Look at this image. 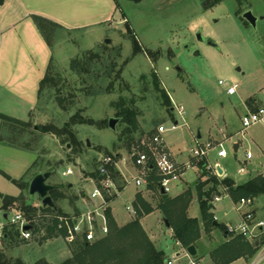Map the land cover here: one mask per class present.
<instances>
[{
  "label": "rangeland",
  "instance_id": "obj_1",
  "mask_svg": "<svg viewBox=\"0 0 264 264\" xmlns=\"http://www.w3.org/2000/svg\"><path fill=\"white\" fill-rule=\"evenodd\" d=\"M117 2L116 19L106 31L84 34L55 30L50 35V42L55 46V59L48 70L50 81L30 113L31 129L15 145L30 143L31 151L17 150L25 151L19 155L28 160L37 161L27 171V181L31 182L36 174L56 170L49 184L60 187V193L65 197L55 202L61 216L82 212L86 203H92L87 197L94 186L100 184L94 175L100 169L101 159L111 156L114 171L110 176L117 190L112 191L116 197L110 202V209L117 227L139 218L137 209V215H132L126 208L134 207L140 196L150 207L149 213L141 207L140 217L150 240L157 249L165 252L168 261L190 264L187 249L174 241L172 230L164 225V217L158 209L162 201L161 188H148V177L153 172L134 167V160L138 153L146 152L152 156V137L158 127L164 126L167 150H171L178 163L190 162L191 150L199 145L197 143L206 144L211 140L218 144L226 136L228 157L218 159L216 155H210L213 165L219 163L225 169L226 177L236 184L264 172V127L256 125L241 133L243 116L264 105V19L259 20L254 29L242 15L250 10L255 16L264 18V0ZM199 33L206 40H213L218 48L201 43L197 37ZM105 40H111V44L105 45ZM194 51H199L202 57H196ZM76 58H81L83 64L88 63L86 71H71L70 64ZM90 58L93 63L88 62ZM178 67L184 75L178 72ZM235 85L236 93L229 95L228 89ZM11 93L8 89H0V114L27 120L29 107ZM251 99L254 100L252 106L248 103ZM123 101L132 109L134 121L132 124L119 122L113 132L108 120L119 118L116 107ZM181 108L183 112L179 113ZM75 118L89 123L72 125ZM38 126L68 128L75 134L78 144L67 143L65 135L31 134ZM11 133L8 128L3 135ZM86 139L90 140L91 149L87 147ZM236 144L241 148L235 153ZM247 151L253 154L249 162L245 161ZM0 165L11 173L18 169L16 161L11 162L1 155ZM241 167L247 172L240 174ZM68 169L72 170L71 175H65ZM144 175L146 183L136 187L133 179ZM201 178L198 167H189L182 181L172 182L166 193L169 198H176L190 190L192 199L187 214L199 220L201 212L196 185L206 181ZM70 184L73 188L68 190ZM212 186L207 184L204 190ZM217 191L213 201L217 196L222 199L210 210L213 220L217 218L216 222L224 225L236 221L233 206L236 202L224 196L222 186H218ZM20 196L21 201L14 205L17 210L24 204L41 206V199L30 196L29 190L22 191ZM255 199L256 207L264 208V195ZM2 214L0 211V216ZM37 217L32 220L36 225L53 220L51 214L40 211ZM44 237V232L34 234L29 241L19 236L14 244L3 242L0 251L8 260H21L24 264L40 261L63 264L72 258L73 243L61 236L47 240H43ZM227 241L223 230L206 228L201 223V239L195 246L197 256L192 259L196 264H214L211 252ZM251 244L257 254L258 245ZM236 264L246 263L239 261Z\"/></svg>",
  "mask_w": 264,
  "mask_h": 264
},
{
  "label": "trees",
  "instance_id": "obj_2",
  "mask_svg": "<svg viewBox=\"0 0 264 264\" xmlns=\"http://www.w3.org/2000/svg\"><path fill=\"white\" fill-rule=\"evenodd\" d=\"M5 1L6 0H0V6L3 5ZM131 1L138 2L140 0ZM33 20L41 30L46 41L50 43V35L55 30H58L59 26L37 16L33 17ZM88 62L93 63V59H88ZM87 65L88 63L83 64L81 58H76L72 60L70 68L71 71L75 73H82L86 71L85 68ZM48 81H50V78L49 73L47 72L45 78L40 83L39 95ZM58 98L59 100H62L61 96ZM253 101L254 100L251 99L248 102L249 105L252 106ZM116 108L118 110L117 116H119L123 122H128L129 124L133 123L134 120L132 118L134 113L130 106L127 105V102L123 101L118 103ZM86 123H89V121H85L82 118H79V121H77L75 118L73 119L72 125ZM8 128L11 132H13L14 136L12 133V135L9 136L8 134L7 136L3 135L4 131L8 130ZM30 129V121H22L4 114H0L1 144L9 147H15L16 149H25L27 151H31L32 148L30 143L24 144L23 142L22 146L15 145V143H18L17 141H21L20 137L24 136V134H26V132H28ZM35 133H50L56 136L65 135L67 136V143H77L75 134L68 130V128L60 130L55 126H38L34 127L33 131L31 132V134ZM7 138L11 140H8ZM13 141L15 142L13 143ZM36 162L33 164V166L36 164ZM192 164L199 168L201 177L206 178V181L200 182L196 185L201 219L199 220L196 218H191L187 214L192 199V192L190 190L176 198H169L167 194L160 193L162 201L158 207L163 217L166 218L170 223V229L173 232L174 241H176L184 249H188L190 246H196V244L201 239V223L204 224L206 228H219L224 232L226 231V226L224 224H219L218 227L214 226L215 221L213 220L212 214H210L211 205L213 202V194L218 193V186H222L226 190V193L229 195L230 199L236 203H238L242 198H257L264 195V172L252 177L246 182L236 184L231 178L225 177L223 179H219L216 176H212L207 170L206 160H200L196 162L194 159H192ZM52 170L56 171L54 168ZM109 170L112 174L114 171V166H110ZM0 173L14 185H16L20 190H29L30 182L26 180V175L25 177L16 180L12 179L9 175L1 171ZM94 176L98 181L101 180L99 171H97ZM160 182L161 178L155 172H153L148 177V188L150 190L156 189L158 187L160 188ZM207 184H211L213 186L209 190L205 191L204 186ZM70 189L72 188L69 187L68 190ZM50 194L54 202H56L59 198H65L64 195L60 193V187L52 191ZM115 197L116 195H113L112 197L106 196V201L110 203L114 201ZM2 199L3 206L1 211H3V213H8L12 210L22 211L31 220H36L38 218V211L44 214L49 213L52 216H61V210L59 208L58 211L55 212L50 208H43L42 205L39 208H36L31 205L24 204L22 209L17 210L14 205L18 201H21V196L17 198L2 196ZM141 207L146 209L148 211L147 213L150 212V207H148V204H146V202L142 200L140 196H138L134 204V209H137L139 218L121 228L117 227L110 207L107 208L106 215L108 219L109 233L105 237L93 243H89L80 239L73 242L72 245L75 247L72 252L73 256L71 259L66 260L63 264H168V259L165 252L156 248L154 243L150 240L147 233L143 229V226L140 222V217H142ZM33 229L34 234L40 235L43 232L45 233L43 240H47L55 236H61L64 238L67 237V231L65 229H59L58 221L54 219L48 223L44 222L41 224L39 222L37 225L34 224ZM6 232L7 237L4 242L14 244L19 238V231L14 226H10L7 228ZM227 240L228 241L224 245L211 252L210 258L213 260L214 264H232L239 259L250 260L254 258L256 249L245 238L241 236H228ZM0 264L24 263L21 260L12 262L6 258L3 252L0 251ZM36 264L49 263L47 261H40Z\"/></svg>",
  "mask_w": 264,
  "mask_h": 264
},
{
  "label": "crops",
  "instance_id": "obj_3",
  "mask_svg": "<svg viewBox=\"0 0 264 264\" xmlns=\"http://www.w3.org/2000/svg\"><path fill=\"white\" fill-rule=\"evenodd\" d=\"M118 11L117 0H6L0 6V89L10 90L11 95L30 110L27 120H18L29 121L30 113L38 103L40 83L55 59V46L46 41L33 17H41L59 26L61 31L86 34L109 29ZM238 145L239 151L241 145ZM22 152L25 151L0 143V155L11 162L16 161L18 166L15 173L1 165L0 171L16 180L25 177L35 161L19 155ZM21 194L22 190L0 173V211L2 196L17 198ZM225 238H228L226 234ZM251 260L239 259L233 264L239 261L248 264Z\"/></svg>",
  "mask_w": 264,
  "mask_h": 264
},
{
  "label": "built area",
  "instance_id": "obj_4",
  "mask_svg": "<svg viewBox=\"0 0 264 264\" xmlns=\"http://www.w3.org/2000/svg\"><path fill=\"white\" fill-rule=\"evenodd\" d=\"M220 84H223L220 81ZM237 85L231 86L228 89L229 95L236 93ZM179 113L183 112V108L178 110ZM243 130L241 133L249 130L256 125H262L264 127V105L259 107L256 111H248L242 118ZM167 131L164 126L157 128L156 134L152 137V156L149 153H138L134 160V167L143 170L144 172H156L161 178L160 188L167 192L170 191L169 186L172 182L182 181L183 176L186 173V169L189 167H197L192 164V159L196 162L200 160L207 161V170L212 176L217 178L226 177L225 169L219 164H212L210 161V155L214 154L218 159H225L228 157V151L225 147V142L228 138L225 136V140L214 144L211 140L206 144L197 145L191 150L192 158L189 163H178L172 153L167 150L166 143L163 139V134ZM253 159V154L250 151L245 153V161L249 162ZM99 174L101 180L98 186H94L90 196L87 197L90 204L86 203V208L77 214L69 216H52V219L58 221V228L65 229L67 231V241L70 243L76 240H84L89 243H93L109 233L108 219L106 210L109 208V204L106 201V196L112 197L113 189L116 192L117 188L114 181L110 176L109 167L113 165V158L111 156H104L101 161ZM220 167L223 171L221 176L218 173L217 168ZM247 172L245 167H241L240 174ZM72 170L68 169L65 175H71ZM147 175V174H146ZM138 176L133 180L136 187H142L145 183V177ZM225 193L226 190L224 189ZM224 196L229 197L226 193ZM222 197L217 196L212 202L213 208L215 203H219ZM238 221L225 224L227 236H241L251 243L258 245V251L256 256L250 261L249 264H264V208L256 207L255 198H242L238 203L233 204ZM129 214L136 215V210L133 206L126 208ZM4 214H7V219L4 218ZM218 219L215 218V222ZM35 222L25 215L22 211L12 210L11 212H5L0 216V245L7 237V228L14 226L19 231L21 239L29 241L33 238ZM26 226L30 229L24 230ZM190 264H196L195 261L188 256ZM168 264H174L173 261H168Z\"/></svg>",
  "mask_w": 264,
  "mask_h": 264
},
{
  "label": "water",
  "instance_id": "obj_5",
  "mask_svg": "<svg viewBox=\"0 0 264 264\" xmlns=\"http://www.w3.org/2000/svg\"><path fill=\"white\" fill-rule=\"evenodd\" d=\"M200 2H205L206 0H198ZM242 19L247 22V24H249L250 26H252L254 29L257 28V24L259 22V20H262L264 19L263 17H257L253 14L252 11H246L245 13H243L242 15ZM198 40L200 42H206L208 46H211V47H214V48H218V45L213 41V40H206L205 38H203L201 36V34L199 33L198 34ZM104 44L105 45H109L111 44V40H105L104 41ZM186 48L188 49L189 46H186ZM194 55L196 57H202L201 53L199 51H195L194 52ZM178 72L181 74V75H184L183 73V70L181 68H177ZM122 119L121 118H110L109 119V128L113 131V132H116V126L119 122H121ZM86 143H87V147L89 149L92 148V144L90 142L89 139H86ZM70 146L68 145V148ZM238 148H239V145L236 144L234 146V151L235 153L238 152ZM218 170V173L222 176L223 175V171L220 167L217 168ZM55 171H47V172H44V173H40L38 175H36L32 181L30 182V186H29V195L30 196H38L40 199H41V205L43 208H50L52 210H54L55 212L58 211V207L57 205L55 204L54 200L52 199L51 197V192L58 189L57 186H54L52 184H49V180L51 179V177L54 175ZM70 188L73 187L72 184L69 185ZM162 193L163 194H166V191L164 189H161ZM211 209H213V205H211ZM4 218L7 219V214H4ZM163 222H164V225L170 229V223L168 222V220L166 218H163ZM219 223L218 222H214V226L215 227H218ZM30 229L29 226H26L24 228V230H28ZM187 253L188 255L193 258V257H196L197 256V249L195 246H190L188 249H187Z\"/></svg>",
  "mask_w": 264,
  "mask_h": 264
},
{
  "label": "flooded vegetation",
  "instance_id": "obj_6",
  "mask_svg": "<svg viewBox=\"0 0 264 264\" xmlns=\"http://www.w3.org/2000/svg\"><path fill=\"white\" fill-rule=\"evenodd\" d=\"M201 43H203V44H207L206 42H201ZM195 52V51H194Z\"/></svg>",
  "mask_w": 264,
  "mask_h": 264
}]
</instances>
